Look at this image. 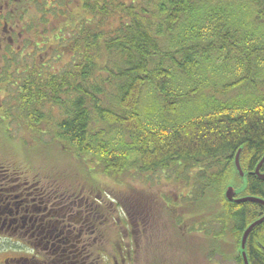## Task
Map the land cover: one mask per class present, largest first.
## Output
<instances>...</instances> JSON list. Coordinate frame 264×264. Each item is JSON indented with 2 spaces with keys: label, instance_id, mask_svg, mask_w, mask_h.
<instances>
[{
  "label": "trees",
  "instance_id": "trees-1",
  "mask_svg": "<svg viewBox=\"0 0 264 264\" xmlns=\"http://www.w3.org/2000/svg\"><path fill=\"white\" fill-rule=\"evenodd\" d=\"M6 2V29L16 31L0 44V109L11 132L23 134L24 145L56 148L112 180L162 173L188 193L169 205L181 229L169 227L164 248L190 258L192 243L182 241L187 229L198 224L208 232L212 223L213 242L228 234L233 250L222 256L218 246L205 255L243 264L241 231L264 208L226 201L223 191L239 184L240 149L244 194L264 199V181L253 174L264 155V0ZM242 87L245 97L227 98ZM1 155L4 204L12 208V190L28 180L16 163L4 162L5 149ZM194 208L214 220H200ZM255 237L264 246V221L245 246L249 264H264Z\"/></svg>",
  "mask_w": 264,
  "mask_h": 264
},
{
  "label": "rangeland",
  "instance_id": "rangeland-1",
  "mask_svg": "<svg viewBox=\"0 0 264 264\" xmlns=\"http://www.w3.org/2000/svg\"><path fill=\"white\" fill-rule=\"evenodd\" d=\"M218 80L215 78L213 82ZM210 89L209 92L210 93ZM247 89L242 87L238 91H232L227 94V98H234L238 94L246 95ZM213 94H218L219 89L212 91ZM3 93L0 92V104L3 98ZM219 95V94H218ZM218 95H215L219 98ZM226 98V96H223ZM2 105V104H1ZM14 132L15 127H10ZM9 128V121L3 113V108L0 109V150L5 149L8 155L6 156V164L11 162L16 163L11 164L15 166L18 174L25 176V185L21 184L17 189L12 190L16 193L14 200L19 201L18 198L20 193H25L27 198L30 200L34 199V203L43 207L47 198L48 207L53 203H57V215L64 218V220L69 222V227L72 228V234L76 236L79 240V248L82 247V239L85 237L87 240V248L91 250V261L94 264H113L112 258L115 254L119 252H125L127 249H131L129 241L131 237L136 240L137 244H140V250L137 246L134 250L139 252V257H137V264H145L147 258L151 255L153 259L151 262L154 264V260L158 262L157 264H176L177 256L183 258L185 264H230L228 259L220 262L219 258L214 256L207 257L205 251L209 254L210 251L217 248L222 250L220 255H228L233 249L228 246L232 240L229 235H222L216 243L213 242L211 224L205 226L208 232L199 229L197 224L196 229L191 231L190 236L186 234L187 238L185 242L192 243L190 258H186L185 251L180 253H175V251L170 250L168 252L167 248H164L163 240L160 243L159 239H152L145 244L143 247V241L145 239V234L140 238L139 229L143 228V218L146 211L151 212L150 223L147 225L163 233L171 235L169 232V227L172 229H181V226L175 223V219L170 220L168 210L171 208L173 202L178 205L181 204L183 197H188L186 189L178 185L172 179H166L162 173L154 174L147 179H143L139 176L122 175L118 176L116 179L107 177L103 174H96L93 172H87L81 163L76 162L73 158L67 156L65 152L58 151L56 148L51 149L50 147H42L37 143L35 148L29 147L22 143L21 133L13 134ZM25 141L31 142L29 136H24ZM12 138V139H11ZM31 144V143H28ZM38 151L39 153H36ZM41 154L38 156H31L33 154ZM35 154V155H36ZM3 155V154H2ZM2 155L0 159H2ZM1 161V160H0ZM92 167L88 165L87 170ZM134 172V170H132ZM131 171V172H132ZM239 177V176H238ZM0 177V190L5 192V186L7 184L6 180ZM239 179V178H238ZM241 181L239 179V184ZM29 188V190H28ZM22 189V192L20 191ZM31 189V190H30ZM112 193L111 194V191ZM105 193V194H104ZM244 194V190L236 195V197H241ZM213 194L206 191V198H211ZM46 197V198H45ZM41 198V199H40ZM113 201L112 199H115ZM94 199L100 200L99 207L97 208V203ZM15 200V201H16ZM42 200V203H40ZM97 200V201H98ZM172 203H171V201ZM32 202V201H31ZM168 203V204H166ZM32 204V203H31ZM113 205V209H116L115 217L119 221L114 224L104 223L99 230L93 235L88 232V230L79 232L83 225V220L86 219L87 215H93L98 210L101 213H105L109 209V205ZM34 205V204H32ZM108 205V206H107ZM145 207H148L146 209ZM194 213L200 216V220L212 221L214 220V215L211 212H207L203 208L197 210L194 208ZM198 211V212H197ZM168 217V219H167ZM139 225L141 227L139 228ZM160 225V227H159ZM213 228V227H212ZM82 236H80V234ZM181 235V234H179ZM183 235V234H182ZM181 235V236H182ZM96 236L100 240H93ZM76 238V239H77ZM24 239V238H23ZM19 238H10L0 234V264H23L16 261V258H31L33 255L32 248L26 244V242ZM230 239V240H229ZM164 242V243H163ZM160 243V244H158ZM39 255L45 253L46 249L39 247ZM153 251V253H152ZM183 253V254H182ZM239 254V250H237ZM46 255V254H45ZM123 257L125 253H122ZM219 254L217 256H220ZM115 258L119 263V256ZM183 256V257H181ZM227 257V256H224ZM135 259V258H133ZM126 264H134L135 262L130 261L128 258H124ZM183 263V264H184ZM120 264V263H119Z\"/></svg>",
  "mask_w": 264,
  "mask_h": 264
},
{
  "label": "flooded vegetation",
  "instance_id": "flooded-vegetation-1",
  "mask_svg": "<svg viewBox=\"0 0 264 264\" xmlns=\"http://www.w3.org/2000/svg\"><path fill=\"white\" fill-rule=\"evenodd\" d=\"M7 3L8 2H6V0H0V44H5L7 41L12 42L13 40L11 37L16 31L14 28L6 29L4 9L6 8ZM20 191L22 192V189H20ZM245 195L247 196V194H243L241 196ZM7 198L8 195L0 190V234L10 238H19L20 241L24 238L23 240L32 248L33 252L31 258H16V261L23 264H94L93 261H91V250L87 248L88 243L85 237L82 239V247L79 248L77 234L76 236L72 234V228L69 227V222L56 214L57 203H53L52 207H48V201L45 197V205L40 207L34 203V199L30 200V198H27L24 193H20L18 196V198H20L19 201L15 199L16 201L14 203V207L10 208L9 205L4 204ZM94 200L98 202V208L100 200ZM40 203H42V200ZM146 209H148V207H146ZM242 209L245 211V208ZM249 210L257 211L258 209L256 207H249ZM115 211L116 209H113V205L110 204L108 211L105 213H101L98 210L93 215H87L85 217L86 219L83 220L84 222L79 232H82V230H88V232L93 235L104 223L113 222L116 224L119 219L113 214ZM144 215V223H142L143 228L141 231H138L140 233V238L143 236V233L145 234V239L142 243L143 247L147 242L154 238L159 239L160 243L162 240L166 242L167 239L163 238L164 232L161 233L160 229L158 231L147 226L150 223V215H152V213L146 211ZM248 218H250V215L248 216V213L245 214L242 212V219L245 220ZM247 226L248 224L244 226L243 231ZM192 229L195 230L196 225L195 227H192V225L189 226L187 231L190 233ZM243 231L241 232L243 233ZM259 234L261 235V233H258V235ZM188 235L190 236V234ZM80 236H82V234H80ZM186 238L187 236L184 235L182 241H185ZM256 238L257 237H255V244L261 251L262 249L264 250V246L261 247L260 241ZM97 239L98 241L100 240L98 236H96L93 240L95 241ZM129 245L131 246V249H127L125 252H119L114 255L112 258L113 264H126L124 258H128L130 261L135 262L134 264H137L136 261L138 259L137 257H139L138 251L140 250V244H137L136 240L132 236L129 241ZM133 246L135 249L138 246L139 250H134ZM39 247L46 249L44 251L45 253L42 255H39ZM122 253H125L124 257ZM149 254L150 256L147 258L145 264H153V262H151L153 259L151 251H149ZM117 255H120L119 263L117 259H115L118 257ZM157 262L158 257L157 261L154 260V264H157Z\"/></svg>",
  "mask_w": 264,
  "mask_h": 264
},
{
  "label": "water",
  "instance_id": "water-1",
  "mask_svg": "<svg viewBox=\"0 0 264 264\" xmlns=\"http://www.w3.org/2000/svg\"><path fill=\"white\" fill-rule=\"evenodd\" d=\"M239 154H240V149H238V151L236 152L234 156V169L239 176L241 184L238 186V188L231 184L226 185L223 191V198L226 201L233 202V203L252 202V203L259 204V206L261 205L264 208V199H261L260 197H257V196L248 197V195L236 197V195L240 194L243 190H245V187H246V175L241 169L239 158H238ZM261 157H262L261 160L257 163L256 167H254L255 169L253 171V174H255L256 177L259 178V180L264 181V171L262 172L260 171V166L264 162V155ZM263 221H264V214L260 216L258 219L251 222L241 234L240 241H239V254L242 257L243 264H249L246 253H245L247 237L250 231L254 227L258 226L260 222H263Z\"/></svg>",
  "mask_w": 264,
  "mask_h": 264
}]
</instances>
